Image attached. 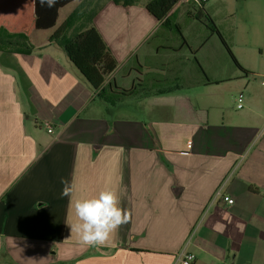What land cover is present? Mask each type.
<instances>
[{"label": "crops", "instance_id": "1", "mask_svg": "<svg viewBox=\"0 0 264 264\" xmlns=\"http://www.w3.org/2000/svg\"><path fill=\"white\" fill-rule=\"evenodd\" d=\"M146 1L125 7L105 0L95 14L93 23L118 63L104 97L51 41L55 29L32 33L29 53L0 41V264H179L183 251L195 254L193 264H264V91L258 90L256 105L247 97L249 111L231 121L217 101L172 97L181 86L168 85L172 76L205 89L234 83L241 92L260 80L240 68L247 79L239 71L212 77L198 61L200 72L183 56L185 48L191 56L198 51L182 27L179 40L173 26L146 10ZM210 1L227 3L204 4L224 35L220 9ZM181 5L187 4L176 7L177 22ZM74 11L62 23L60 12L58 26ZM36 33L43 36L32 40ZM211 34L218 39L214 47L224 48ZM122 90L134 94L106 99ZM133 95L146 97L135 110L155 114H116L131 109ZM62 179L75 182L78 199L118 192L131 219L108 246L82 245L71 233L67 221L76 216L61 197ZM219 192L235 203H225Z\"/></svg>", "mask_w": 264, "mask_h": 264}, {"label": "rangeland", "instance_id": "2", "mask_svg": "<svg viewBox=\"0 0 264 264\" xmlns=\"http://www.w3.org/2000/svg\"><path fill=\"white\" fill-rule=\"evenodd\" d=\"M104 1L105 0H86L84 2L75 1L73 4L65 7L61 11L60 22H63L64 18L74 9V7L75 11L79 13L84 12L87 16H89L96 9H98ZM225 1L227 4L222 5H220V3L210 1L209 6L212 5L215 8L219 7L220 13H218V17L222 19L221 25H223L222 28L224 35L227 37V40L231 45L234 56L243 68L254 73L250 80H260V83L254 82L250 87H244L241 89V92H239V85H235L234 83L223 82L219 87L210 85L208 89H205L202 87L192 86L190 84L184 86L186 79H182V81H175L171 78L172 76H170L172 81L168 83V85L172 87L181 86V88H173L169 96L175 97L180 94H189L193 97L194 101L207 100L210 105L215 104L217 101L220 106L224 107V111L229 115V119L231 121H236V119H239L243 114L249 111L247 97L254 105H256L260 99L258 90L264 91V0ZM191 6L193 5H181L178 9V24L182 27L183 35L193 46L194 51H198L195 52L194 56H191L190 50L185 48L183 51L185 59L190 58L195 67H197L195 62V58H197L201 66L206 69H211L210 72L213 75L212 77H220L222 74H225V77H229L231 73H238L239 71L241 73V77L247 79L248 77H246L239 70L225 47L219 49L214 47V43L218 42V39L217 37L212 36L211 25L207 21L201 23L188 17L186 12L189 10V7L191 8ZM87 23L88 22L83 19L73 25L67 32L66 37L75 36ZM231 31L233 35L232 39L229 38V33H231ZM2 34L3 32H0V36H2ZM42 34L43 33H36L34 37H32V40L42 37ZM176 37L179 40L183 39L179 33L176 34ZM207 40L209 41V45L203 47V43ZM208 59H216V64L212 66L207 65L206 60ZM259 74L262 75L263 78L259 79ZM239 93L244 95V108L242 110L237 108V101H235V99L240 95ZM142 98L143 99L134 98L133 95V97L129 98V102L131 103L129 107L131 109H114V112L116 114H122V112H124L129 116L148 119L150 115H154L155 113L145 111V107L135 110V107H138L140 101L146 99L144 96ZM210 112L212 113L213 118L217 117V109L211 107ZM159 243H163V241H156V244Z\"/></svg>", "mask_w": 264, "mask_h": 264}, {"label": "trees", "instance_id": "3", "mask_svg": "<svg viewBox=\"0 0 264 264\" xmlns=\"http://www.w3.org/2000/svg\"><path fill=\"white\" fill-rule=\"evenodd\" d=\"M75 1L86 0H57L54 7L41 5L40 0H0V41L8 47H15L20 53H29V37L35 31L55 29L51 41H58L65 49L72 63L78 68L81 74L87 79L91 86L104 97L106 93L104 84L106 79L117 69L118 63L111 50L106 45L101 34L95 27L93 19L101 5L92 14L87 16L84 12L74 11L66 21L58 26L60 12ZM117 5L129 7L142 3V0H113ZM182 0H150L144 2L146 10L158 21L173 26L179 35L182 36L181 27L177 22L175 10ZM190 17L199 21H207L211 25V31L216 34L225 45L234 63L245 75L251 73L243 68L234 56L231 45L226 37L217 28L214 19L208 14L203 5L192 4ZM88 23L74 37H66L67 31L79 20ZM19 38L20 40H13ZM22 40V41H21ZM23 43L26 47L22 50L19 45ZM200 72H203L198 60L195 59ZM134 94L133 91H121L108 95L107 100L117 101L123 96ZM111 96V97H110Z\"/></svg>", "mask_w": 264, "mask_h": 264}, {"label": "clouds", "instance_id": "4", "mask_svg": "<svg viewBox=\"0 0 264 264\" xmlns=\"http://www.w3.org/2000/svg\"><path fill=\"white\" fill-rule=\"evenodd\" d=\"M57 0H40L41 5L54 7ZM61 197H67L74 209L75 222L67 221L71 233H75L79 243L85 246H108L112 236L121 226L128 224L131 214L122 208L121 197L114 189H105L91 198L74 197V181L61 180Z\"/></svg>", "mask_w": 264, "mask_h": 264}, {"label": "built area", "instance_id": "5", "mask_svg": "<svg viewBox=\"0 0 264 264\" xmlns=\"http://www.w3.org/2000/svg\"><path fill=\"white\" fill-rule=\"evenodd\" d=\"M207 0H182L181 3H187V4H195V5H203L205 4ZM180 3V4H181ZM243 100H244V95L240 94L237 98V108L239 110L244 108V104H243ZM44 126L47 128L49 133L53 132L52 126L49 122L44 123ZM191 145H189L190 147ZM218 196L221 197L223 199V201L225 203H227L228 205H233L235 203L234 199L231 198L230 196H226L224 194H222L221 192L218 193ZM196 260V256L195 254L188 252V251H183L178 258V262L179 264H193Z\"/></svg>", "mask_w": 264, "mask_h": 264}]
</instances>
